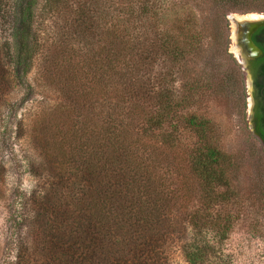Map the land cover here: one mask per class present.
<instances>
[{
    "label": "trees",
    "instance_id": "16d2710c",
    "mask_svg": "<svg viewBox=\"0 0 264 264\" xmlns=\"http://www.w3.org/2000/svg\"><path fill=\"white\" fill-rule=\"evenodd\" d=\"M37 1L0 0V125L5 116L21 132ZM46 2L73 16L45 70L60 100L29 130L24 164L36 184L7 204L14 264H170L176 248L185 264H225L221 241L240 202L230 156L174 84L177 65L201 53L198 15L165 0ZM251 2L264 11V0H211L222 29ZM229 56L222 77L237 87L244 72Z\"/></svg>",
    "mask_w": 264,
    "mask_h": 264
},
{
    "label": "rangeland",
    "instance_id": "374dc122",
    "mask_svg": "<svg viewBox=\"0 0 264 264\" xmlns=\"http://www.w3.org/2000/svg\"><path fill=\"white\" fill-rule=\"evenodd\" d=\"M165 1L171 9H187L198 15L206 31L200 55L177 65L174 84L179 96L190 94L194 98L193 111L219 127L221 147L230 156L227 178L240 202L238 214L221 241L225 264H264V189L261 182L262 178L264 180V145L253 137L249 128L251 95L245 71L242 70L243 82L239 81L237 87L228 85L222 77V71L230 65L229 55L242 66L240 55L231 50V46H235L231 18L263 15L264 11H259L260 6L251 2L243 6L247 12L227 15L229 26L222 29L211 0ZM73 3L71 0L70 5ZM72 16L68 8L53 11L46 0L37 1L33 23L36 46L28 73L32 88L28 100L17 111V118L25 130H15L13 122L6 121L5 116L0 125L2 131L4 124H10L9 138L2 139L0 132V164L5 168V179L0 185V264H14L16 242L7 221V204L21 192H30L36 184L24 164L25 153L33 154L28 143L29 130L32 121L60 100L57 92L47 84L45 70L56 63L60 35ZM193 77L199 82L204 80L205 86L195 91L187 81ZM170 264H185L177 248L171 252Z\"/></svg>",
    "mask_w": 264,
    "mask_h": 264
},
{
    "label": "flooded vegetation",
    "instance_id": "af4514ba",
    "mask_svg": "<svg viewBox=\"0 0 264 264\" xmlns=\"http://www.w3.org/2000/svg\"><path fill=\"white\" fill-rule=\"evenodd\" d=\"M250 18V17H248ZM255 18V17H252ZM235 37V32H233ZM235 46L246 62V76L250 77L251 103L248 116L253 129L251 134L264 145V23L250 33L239 32Z\"/></svg>",
    "mask_w": 264,
    "mask_h": 264
},
{
    "label": "water",
    "instance_id": "95a60500",
    "mask_svg": "<svg viewBox=\"0 0 264 264\" xmlns=\"http://www.w3.org/2000/svg\"><path fill=\"white\" fill-rule=\"evenodd\" d=\"M260 17H255V18H240V17H232L231 22L234 27V32H235V44L237 41V36L238 33L241 32H246L250 33L256 26L263 24L264 23V14L259 15ZM238 46V44H237ZM239 47V46H238ZM240 63L242 64V69L246 71V62L245 60L241 59ZM247 84L249 85L250 88V77L247 75ZM250 110V109H249ZM250 118V116H249ZM249 128L252 131L253 126L251 122L249 121Z\"/></svg>",
    "mask_w": 264,
    "mask_h": 264
},
{
    "label": "bare ground",
    "instance_id": "6f19581e",
    "mask_svg": "<svg viewBox=\"0 0 264 264\" xmlns=\"http://www.w3.org/2000/svg\"><path fill=\"white\" fill-rule=\"evenodd\" d=\"M249 17H250V18H252V17H259V15H257V14H256V15H255V14H251V15H249ZM247 18H248V17H247ZM231 50H232V51H236V52H238L239 49H238L237 46H234V45H233V46H231Z\"/></svg>",
    "mask_w": 264,
    "mask_h": 264
}]
</instances>
